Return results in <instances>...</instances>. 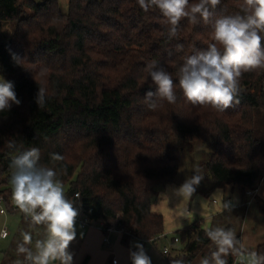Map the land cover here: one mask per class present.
Wrapping results in <instances>:
<instances>
[{
	"label": "trees",
	"instance_id": "16d2710c",
	"mask_svg": "<svg viewBox=\"0 0 264 264\" xmlns=\"http://www.w3.org/2000/svg\"><path fill=\"white\" fill-rule=\"evenodd\" d=\"M241 2L221 0L208 23L185 19L169 38L159 11L145 12L137 0H69L67 12L59 0H0V23L14 22L10 30L0 28V75L13 83L21 101L0 112L4 202L11 195L14 156L36 147L40 162L51 167V154L58 153L64 160L55 166L67 169L60 177L68 185L66 196L90 221L102 223L103 232L120 231L132 252L137 243L145 250L165 230L163 214L152 207L180 171L167 141H206L215 135L214 150L201 166L212 177L211 190L232 185L241 191L239 206L214 216L230 215L226 229H233L234 220H242L247 190L258 189L257 199L264 183V70L243 75L239 103L223 112L189 104L178 71L186 57L212 42L213 22L238 12ZM152 61L176 84V102L154 111L144 100L147 91L156 90L145 70ZM41 85L47 89L42 108L35 102ZM9 141L14 148H8ZM258 205L264 217V200ZM206 229L200 220L180 229L173 240L181 244L163 252L164 264L178 259L195 264L210 256L214 246L209 249ZM236 237L241 241V234ZM255 252L264 254V240Z\"/></svg>",
	"mask_w": 264,
	"mask_h": 264
},
{
	"label": "clouds",
	"instance_id": "9594fccd",
	"mask_svg": "<svg viewBox=\"0 0 264 264\" xmlns=\"http://www.w3.org/2000/svg\"><path fill=\"white\" fill-rule=\"evenodd\" d=\"M140 8L148 12L155 8L163 18L169 38L177 36L181 21L187 19L191 24L201 20L208 23L221 0H137ZM235 14L217 18L212 25L211 43L205 50L197 51L186 57L179 68V88L185 100L193 106H210L223 112L238 104L240 81L245 73L264 70V0H242ZM182 48V45H178ZM13 60L19 64V57L13 54ZM146 72L155 91H147L144 96L150 110L162 107L166 102H176V84L172 75L152 61L146 66ZM47 100V89L38 86L35 102L42 108ZM14 85L10 81H0V112L19 105ZM8 148L15 143L9 141ZM39 148L32 147L14 156L10 163L12 169L9 183L11 201L30 221L31 226H43L42 239L33 246L30 232H22V242L17 244L18 256L15 264H73V255L68 251L76 238L75 223L78 211L74 202L65 194L62 175L67 174L66 166L55 164L64 157L51 154L53 166L40 162ZM194 175L175 189V195L190 199L204 176L199 168ZM76 193V198H79ZM224 207L231 210L230 203ZM206 236L214 246L210 256L201 259L200 264H228L226 257L232 255L238 264H264V254L249 251L237 239L232 229L210 227ZM136 251L130 252L132 264H151L143 245L136 244ZM172 264H183L182 259Z\"/></svg>",
	"mask_w": 264,
	"mask_h": 264
},
{
	"label": "rangeland",
	"instance_id": "374dc122",
	"mask_svg": "<svg viewBox=\"0 0 264 264\" xmlns=\"http://www.w3.org/2000/svg\"><path fill=\"white\" fill-rule=\"evenodd\" d=\"M42 1V0H38ZM61 8L67 12L69 0H59ZM11 28L14 27V22H9ZM9 81L6 77L0 75V81ZM262 131L260 136L264 140V121L262 123ZM170 146H174L173 155L179 159L180 171L176 179V184L170 185L165 189L161 188L160 192L165 189V193L159 196L156 204L159 203V212L164 216L165 228L167 235L161 236L155 242H148L145 247V253L150 257L153 264H164L163 249L165 246L172 248L181 243L173 240L174 236H179V230L186 225L200 220L204 228L224 227L230 215L222 216L214 219V216L219 209H226L225 203H230L231 208L239 206L242 200V193L237 186H227L226 188L210 189L212 177L207 172L206 168L201 165L209 160L214 147L215 135L208 140H198L194 142L182 143L179 140L170 138L168 141ZM175 149V150H174ZM199 168L200 174L204 176L203 180L193 193L190 199L183 200L182 197L175 195V186H181L185 180L194 175V169ZM175 185V186H174ZM65 192L68 185L65 184ZM245 199H249L246 195ZM254 199V198H253ZM252 199V200H253ZM258 199L264 200V183L261 191L258 193L257 199L253 200L251 205L241 207V218L234 220L233 231L236 235L241 234V242L249 251H256L259 244L264 240V217L259 210ZM216 200V201H215ZM5 213L0 212V264H15L17 259L23 260V256H18L16 252L17 244L22 242V232H30L32 235L33 246L37 239H42L44 234L43 226H31L30 221L26 220L24 215L12 203L11 195L9 203H2ZM240 208V207H239ZM91 226H99V222L92 221ZM89 226V227H91ZM76 238L69 246L68 251L73 255V264H87L85 259L88 254L91 255L92 264H111L112 258L116 257L120 264H132L130 258L131 248L123 244L119 238L118 231L114 230L109 233L110 243L103 239L98 243L96 241L93 246L87 247L84 241V235L87 228H83L79 223H75ZM7 230L8 236L3 238L1 232ZM213 245L209 247L211 248ZM88 248V251H86ZM233 264H238L235 257ZM201 259H198L195 264H200ZM89 263V264H91Z\"/></svg>",
	"mask_w": 264,
	"mask_h": 264
},
{
	"label": "built area",
	"instance_id": "2783aa9c",
	"mask_svg": "<svg viewBox=\"0 0 264 264\" xmlns=\"http://www.w3.org/2000/svg\"><path fill=\"white\" fill-rule=\"evenodd\" d=\"M258 192V189H254V190H247V195L250 197L249 200L247 201V205H250L251 202H252V199L254 198V196L256 195V193ZM75 197H76V194H75ZM80 199V195H79V198ZM216 201V200H215ZM2 203H4V198L2 196H0V212L1 213H5V209L2 207ZM74 207L77 209L78 211V216L76 218V222L80 223L82 225V227H89L91 226L92 224V221H90L84 214H83V209H82V206L78 203L77 205L74 204ZM102 230L104 229L103 228V224L102 223H99ZM115 229L113 227H109L105 230L104 234H105V237H104V241L106 243H110V240H109V233L111 231H114ZM117 231V230H116ZM1 236L3 238L7 237L8 236V232L7 230H3L1 232ZM175 240H178V238H175ZM170 250V248L168 246H165L164 249H163V252L164 253H167L168 251ZM112 264H119V260L116 258V257H113L112 258Z\"/></svg>",
	"mask_w": 264,
	"mask_h": 264
},
{
	"label": "crops",
	"instance_id": "0c3cea01",
	"mask_svg": "<svg viewBox=\"0 0 264 264\" xmlns=\"http://www.w3.org/2000/svg\"><path fill=\"white\" fill-rule=\"evenodd\" d=\"M10 23L8 22V23H0V28L2 29V30H4L5 28H7V29H11V26L9 25ZM172 184H176V183H168V184H166L165 185V189L166 188H168L170 185H172ZM175 186V185H174ZM232 186V185H231ZM175 188L176 189H178L179 188V186H175ZM165 189L162 191V192H160V196L161 195H163L166 191H165ZM156 204V203H155ZM153 205V210L154 211H156V212H159L160 210H159V208H157L156 207V205L157 206H159V203L158 204H156V205ZM224 209H219V210H217V213L215 214V215H217L218 213H220V212H222ZM161 213V212H160ZM215 215H213V216H215ZM165 221V220H164ZM78 223V222H77ZM80 224V223H79ZM81 225V224H80ZM82 226V225H81ZM99 226H100V224H99ZM83 228H87L86 229V232H85V235H84V241L87 243V247L89 248L90 246H93L94 244L93 243H95L96 241H98V243L103 239V230H102V228L101 227H97V226H91V227H83ZM118 233H119V238H120V240H121V232L120 231H118ZM167 228H165V230H164V234H163V236H166L167 235ZM93 242V243H92ZM88 248H87V250L86 251H88ZM91 260H92V257H91V255L90 254H88L87 255V257H86V259H85V261L87 262V264H89V263H91ZM92 264V263H91ZM112 264V263H111ZM119 264H120V261H119ZM151 264H153V263H151Z\"/></svg>",
	"mask_w": 264,
	"mask_h": 264
}]
</instances>
